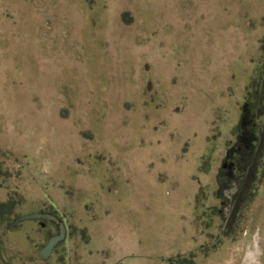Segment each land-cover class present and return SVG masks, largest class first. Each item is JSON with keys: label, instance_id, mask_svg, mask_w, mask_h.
Instances as JSON below:
<instances>
[{"label": "rangeland", "instance_id": "obj_1", "mask_svg": "<svg viewBox=\"0 0 264 264\" xmlns=\"http://www.w3.org/2000/svg\"><path fill=\"white\" fill-rule=\"evenodd\" d=\"M3 203L0 264H264V0H0Z\"/></svg>", "mask_w": 264, "mask_h": 264}, {"label": "water", "instance_id": "obj_2", "mask_svg": "<svg viewBox=\"0 0 264 264\" xmlns=\"http://www.w3.org/2000/svg\"><path fill=\"white\" fill-rule=\"evenodd\" d=\"M255 80V78H254ZM243 116L245 118L248 117V104H245L243 106ZM253 134L252 133H247L245 135L242 136V140L244 141L245 144L247 143H250V149L253 148ZM238 151V148H235V147H231L227 150L226 152V155H225V162L222 166L223 169H228L229 172H228V178H232L233 176V173H232V160L234 158V155L235 153ZM233 186H234V189H232L231 191H228L226 192V194L232 198V195H234L237 191V184L235 182H233ZM25 220H47V221H52L54 222L55 224L58 225V229H59V232L57 235H53L51 236L46 245L40 250V258L41 260L43 261H46L52 254L54 248L60 243L62 242L66 236H67V227L66 225L56 216L52 215V214H49V213H34V214H29V215H24V216H21L20 218L16 219L12 226H14L15 224H18L22 221H25ZM228 220V214L225 215V222L224 224H226ZM11 226V227H12Z\"/></svg>", "mask_w": 264, "mask_h": 264}, {"label": "flooded vegetation", "instance_id": "obj_3", "mask_svg": "<svg viewBox=\"0 0 264 264\" xmlns=\"http://www.w3.org/2000/svg\"><path fill=\"white\" fill-rule=\"evenodd\" d=\"M248 104V117L245 118L244 116L241 119V126L240 128L242 129V134H241V140H242V136L247 134V133H252L253 134V148L250 149V143L245 144L244 141L242 140V146H236L235 148H238V151L235 153L234 158L232 160V173L233 176L232 178H228V169H223L226 171V182L223 185V194H224V201L221 202V205L225 204V201H228L229 206H231L232 202L234 201V199L236 198L237 194L239 193V191L241 190V186H242V182L244 179V175L240 176V177H236L235 176V171L238 169L237 166V157L238 155L243 151V149H246L248 154L253 153L256 150V142H258V138L255 137L256 135V124L252 119V108H254V106H258L259 105V99H258V93L256 92V95L254 96V101L253 104L251 105L250 103H246ZM240 163V162H239ZM233 182H235L237 184V191L234 195H232V198H230L226 192L231 191L232 189H234L233 186Z\"/></svg>", "mask_w": 264, "mask_h": 264}, {"label": "trees", "instance_id": "obj_4", "mask_svg": "<svg viewBox=\"0 0 264 264\" xmlns=\"http://www.w3.org/2000/svg\"><path fill=\"white\" fill-rule=\"evenodd\" d=\"M259 142H260V140H259ZM256 149H257V147H256ZM255 151H256V150H255ZM255 151H254V152H255ZM254 152H253V153H254ZM253 153H251V154H248V153H247V155H252ZM7 205H8L7 203L0 204V208L3 209V208H5Z\"/></svg>", "mask_w": 264, "mask_h": 264}, {"label": "clouds", "instance_id": "obj_5", "mask_svg": "<svg viewBox=\"0 0 264 264\" xmlns=\"http://www.w3.org/2000/svg\"><path fill=\"white\" fill-rule=\"evenodd\" d=\"M259 254H260L259 249H257V252L255 254L249 253V255H259Z\"/></svg>", "mask_w": 264, "mask_h": 264}]
</instances>
